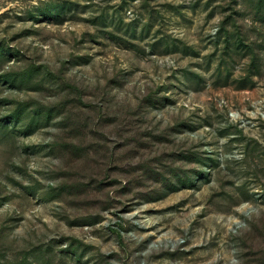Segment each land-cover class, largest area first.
Segmentation results:
<instances>
[{
    "label": "rangeland",
    "instance_id": "rangeland-1",
    "mask_svg": "<svg viewBox=\"0 0 264 264\" xmlns=\"http://www.w3.org/2000/svg\"><path fill=\"white\" fill-rule=\"evenodd\" d=\"M0 264H264V0H0Z\"/></svg>",
    "mask_w": 264,
    "mask_h": 264
}]
</instances>
